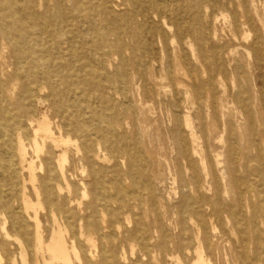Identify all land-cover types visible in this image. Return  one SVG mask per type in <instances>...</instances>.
Returning <instances> with one entry per match:
<instances>
[{
	"label": "rangeland",
	"instance_id": "1",
	"mask_svg": "<svg viewBox=\"0 0 264 264\" xmlns=\"http://www.w3.org/2000/svg\"><path fill=\"white\" fill-rule=\"evenodd\" d=\"M171 9L0 0V134L18 120L41 195L14 157L34 205L20 190L0 202L1 264H23L15 237L34 264L37 223L48 241L55 219L77 242L72 264H193L198 249L204 264H264V0ZM245 9L252 19L237 21ZM31 75L42 89L32 105ZM45 115L72 141L40 140L37 155L29 122ZM64 151L70 189L48 201L46 170Z\"/></svg>",
	"mask_w": 264,
	"mask_h": 264
},
{
	"label": "bare ground",
	"instance_id": "2",
	"mask_svg": "<svg viewBox=\"0 0 264 264\" xmlns=\"http://www.w3.org/2000/svg\"><path fill=\"white\" fill-rule=\"evenodd\" d=\"M124 1L130 2V4L134 6L135 9L139 8L140 11H147L148 9H154L159 13L168 12L172 10L171 7L172 4L174 3V0H124ZM197 1L200 2L201 0H197ZM95 7L92 6L91 10L94 11V13L96 14L97 8ZM105 11L110 12V10L106 7V5H105ZM247 11L248 10L245 9V11H243L241 14H236L235 16L236 20L238 21L240 18L243 17H248L251 20L252 14L247 13ZM28 52L29 53L32 52V56H33L34 54L33 50L27 51V53ZM32 63H34L33 60ZM36 67L39 66L37 65ZM32 68L34 70V64ZM30 77H27L26 94L30 101V104L32 105L35 102L36 103L42 102V98H41L42 96L39 97L38 95L42 91V89L40 90V88H38L41 82L40 79L34 75H31ZM35 90L38 91L36 92ZM112 123L113 121L111 120L108 121V123H106L105 125L104 131L109 130L110 125H112ZM51 124L52 123L50 122V120L47 118L46 115L38 119L32 118L31 121L29 122V126L33 127L34 150L36 151L37 155H39L41 150V144L39 142L40 140L41 143H45L47 140H50L57 146L68 144L72 141L70 136L65 137L63 135H57L54 132ZM20 130L21 128L18 120H16L15 117H11V122H8L6 126H3L4 132L2 131V134H0V186L2 187V189L0 190V202L3 206L9 207L10 201L7 195H10L12 193H18L20 190L21 203L23 205V208L25 210H28L34 204L29 199V197H27L28 195H26L25 192L26 184H24L25 182L22 184V188H20L18 187V184L15 181L18 169L16 167V163H14V159H13L14 157L18 158L19 166L21 170L29 171L30 179L31 181H33L34 192L36 196L39 197L40 192L38 189L39 187H37V183H36L38 175L36 174L35 171L36 168L35 161L33 160L28 161L27 158L28 150H29L28 145L25 143L23 134L21 133ZM82 134H83L82 136H87L89 134V131ZM100 147H101L100 144L97 143L96 149L94 151L95 152L94 158L99 161H105L107 160V157L104 155V152L103 154H101ZM65 159H66V152L64 151L63 154L60 156V160L58 161L59 166H57V170L51 165L47 167L46 170L47 175L45 181L50 182V185L49 184L46 185L44 190L45 193L44 197H46L48 201H51L52 199L51 189L54 191H58L59 193L62 192L64 187L67 188L68 190L70 189L69 181L65 172V165H64ZM68 214L69 211L68 209H66L65 216L67 218H69ZM70 217L72 216L70 215ZM36 220L38 221L37 216H36ZM81 228L79 229L80 235L84 237L86 236V233L83 230H81ZM66 232H67V228H64L61 225V223L59 224L55 219L54 226L50 230V237L48 241H46L43 235V231L39 223H37V227L35 230V245L33 247V250L31 251V253L34 255V260H35L34 264H40L39 258L41 257L43 258V262H42L43 264H56L57 262H62L64 264H72V254H74L76 257H79V251L77 248V242L75 240H73L71 244L68 242V240L66 239V234L68 232L67 233ZM5 235L6 237L10 236L8 232H6ZM87 239L90 242H93L94 240L91 236H88ZM14 240H16L19 243L22 263L28 264V259H27L28 250L26 249L24 244L20 241V239L15 237ZM46 253H48L49 256L48 259L45 257ZM1 261L2 258L0 255V264L2 263ZM15 263H17L16 260H12L10 262V264H15ZM193 264H204V258L202 256L200 249H198V258L193 262Z\"/></svg>",
	"mask_w": 264,
	"mask_h": 264
}]
</instances>
